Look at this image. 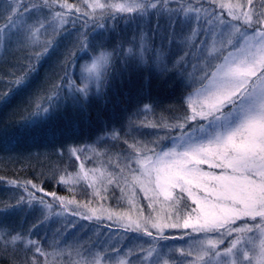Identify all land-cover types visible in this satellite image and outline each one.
<instances>
[{
  "label": "snow or ice",
  "instance_id": "snow-or-ice-1",
  "mask_svg": "<svg viewBox=\"0 0 264 264\" xmlns=\"http://www.w3.org/2000/svg\"><path fill=\"white\" fill-rule=\"evenodd\" d=\"M85 2L89 11L66 0L58 6L68 11H55L56 0H0V20L4 21L0 49L14 47L19 53L0 72V84L5 85L0 90V114L10 115L13 102L25 96L30 99L35 89L47 93L40 97L47 106L37 104L32 116L54 112L59 118L69 109L84 115L93 99L107 103L110 93L128 95L124 87L141 71L148 73L145 83L152 74L175 77L184 89L180 108L169 106L164 110L168 116L145 123L141 117L154 113V104L141 106L137 100L127 118L131 131L151 128L156 133L151 141H136L144 146L127 157L131 183L124 177L129 188L139 185L155 215L136 220L120 217L125 230L137 234L135 239L142 244L135 246L138 254L132 248L111 251L131 257L121 258L119 264L134 260L137 264H264V0L259 5L256 0L220 3L219 11L215 0L211 11L192 0L175 8L169 6L174 0ZM74 8L75 18L70 15ZM154 15L157 19L152 24ZM118 20L135 25L131 38L114 39ZM54 75L58 78L53 82ZM8 123L5 119L2 130L17 143L37 132L26 120L16 121L10 131ZM70 128L71 122L62 130L49 119L39 132L55 139L57 132L63 136ZM104 137L119 139V131L113 128ZM85 150L94 148L67 147L69 156L76 159ZM54 151L64 155V145ZM64 182V176L57 181ZM10 185L22 189V194L15 203L0 208V214L38 208L44 220L49 219L54 204L37 195L44 192L42 186L15 180ZM47 195L57 199L55 193ZM154 205H159L158 213ZM91 211L82 218L98 220L97 210ZM44 220L33 224L27 234L0 226V250H11L14 256L23 252L24 259L15 264H39L35 254L46 253L41 240L30 236ZM68 227L75 225L69 222ZM166 230L182 234L169 235ZM177 240L187 247L169 246ZM50 243L55 251L61 241ZM68 247L80 257L74 264H101V252L92 253L81 245ZM30 251L34 253L31 262ZM170 253L180 255L173 259Z\"/></svg>",
  "mask_w": 264,
  "mask_h": 264
},
{
  "label": "trees",
  "instance_id": "trees-1",
  "mask_svg": "<svg viewBox=\"0 0 264 264\" xmlns=\"http://www.w3.org/2000/svg\"><path fill=\"white\" fill-rule=\"evenodd\" d=\"M75 18L76 14H70ZM145 23V21H144ZM120 24V20L117 22V26ZM71 27V25H69ZM79 27V24L77 25ZM9 56L3 55V59L0 62V72L7 70L11 64H13L14 59ZM47 67V65H45ZM42 71V70H41ZM148 73L141 71L139 75L134 74L131 78V83L127 84L123 92L128 93V95L114 96L109 94L108 102L104 103L102 100L93 99L88 112L84 115L79 113H73L71 109L67 110L59 118L56 117L55 113L51 112L48 117H42L41 120L36 121L32 126V122L35 116L31 114L35 112L33 109H22L26 108L25 104L28 106V102L25 99H18L13 102V105L9 109L10 115L5 117L0 114V208L5 204L15 203V200L19 198L22 194V189H15L10 185V181H32L38 186H42L44 189L43 193H37L38 196H44L45 200L49 203L54 204L53 209H58L59 203L57 200H53L50 193H55V196H64L66 198L75 199H87L89 202L93 201L90 196L94 193L95 187L91 184H87L85 181L74 182L66 181L64 183H57L61 176L64 178L69 174L74 172L82 158L76 159V157H70L67 152V147L69 145L82 146L84 144H89L93 142L96 138L104 137L106 132H110L113 128L119 131V139L110 138L101 139L98 147H107L108 150L115 152L118 155H128L129 153L134 154L135 148L143 147L144 144L131 142L128 137V133L131 130L123 127L121 130L122 121L125 116L132 113L137 107V100H139L140 105L144 103L154 104V113L149 112L146 116L151 117V122H155L156 119L163 116H168L169 113L164 110L169 108V106H174L180 108L182 105L181 94L184 91L180 84L175 83V81L167 84L158 79H152L149 77L147 83H145L144 76ZM58 78V76H57ZM39 84V81H37ZM5 85L0 84V90H3ZM34 91H36L34 89ZM143 99H140V97ZM42 105H47L44 100ZM127 109V111H125ZM9 121L7 125V130H12L15 127V122L20 120H26L30 126L36 127L37 132L34 136H30L27 139L21 140L17 143L16 139H9L5 136L3 129L4 120ZM49 119L52 120V125L58 127L62 130L67 129L69 123L71 122L70 130H66L64 135L61 136L57 132L55 139L51 135H43L39 132V126ZM143 131V141H151L155 139L156 133L151 129H141ZM127 133V134H126ZM159 135H164L160 132ZM41 140L43 142L38 144ZM127 141V143H125ZM134 147H130V145ZM64 145V155H58L54 151L55 148H59ZM149 145V144H148ZM153 145H151L152 147ZM115 193H120V190L114 189L113 195ZM122 193V192H121ZM121 193L119 195H121ZM51 199V200H50ZM22 221L19 223L17 221V215H7L4 218L2 226L5 228L15 229L17 231L23 229L25 234L27 230L31 228L33 224H36L38 220H44L37 213L29 212L27 216H24L23 212H20ZM87 221V222H86ZM85 226L80 230L81 234H87V230L90 226H98L99 228H108L112 230L120 229L125 230L120 224L109 220L108 218L104 220L93 219L91 221L86 220ZM45 225H57L61 228V225L44 220ZM37 227L34 229L33 234L30 236L34 239H40L43 245L44 239L40 236ZM63 230H71L61 228ZM168 230H166L167 232ZM169 232V231H168ZM155 234V232H154ZM95 240L98 239V235H94ZM92 243L95 241L92 239ZM22 254V256H20ZM20 256V257H19ZM25 254L23 252H17L14 256L12 251L9 250L4 252L0 250V264H15L16 260H23ZM36 258V257H35ZM27 259L31 262L33 256L27 253ZM37 260V258H36Z\"/></svg>",
  "mask_w": 264,
  "mask_h": 264
},
{
  "label": "rangeland",
  "instance_id": "rangeland-1",
  "mask_svg": "<svg viewBox=\"0 0 264 264\" xmlns=\"http://www.w3.org/2000/svg\"><path fill=\"white\" fill-rule=\"evenodd\" d=\"M18 2H22V0H18ZM67 4L74 5L75 8H80L81 11H89L88 4L85 2V0H66ZM88 2H91V0H88ZM103 2V0H102ZM114 2H124V0H114ZM181 2H186V0H174L173 3H171L170 7H178ZM194 4L197 6L203 4V7L208 9L209 11L212 10V6L214 4V0H192ZM241 2L246 3V0H241ZM64 3V0H56V7L54 8L55 11H68L67 9H61L58 5ZM220 3H237V0H215V5L217 6V11H219L218 5ZM257 5H259L260 0H256ZM75 8L72 10L70 14H76ZM99 15V12L97 13ZM226 15V11H225ZM156 16L154 15L152 17L151 23H156ZM4 23L3 20H0V24ZM161 24L165 23V20L160 21ZM145 24H147V18L145 19ZM193 26H195V21H193ZM135 28L134 24H126L124 20H120V24L117 26V32L114 33V39H119L121 37L124 38H131L133 35V30ZM177 31H179V26L177 27ZM198 42V41H197ZM195 54V53H194ZM3 55L5 56H11V59L17 58L19 56V53L15 50L14 47L8 49L7 51L0 49V62L1 59H3ZM9 57L7 60H9ZM10 59V60H11ZM9 60V61H10ZM16 59L14 60V62ZM13 62V63H14ZM52 62H49L51 64ZM83 63V61H81ZM46 67V66H45ZM49 67V65H47ZM46 67V68H47ZM53 71H57L53 69ZM76 72H79V67L77 66ZM44 71H41V80L43 79ZM152 79H158L160 81H163L167 84L175 81V77H169L168 79L162 78L158 75L152 74L150 76ZM57 79V76L54 75L52 77V81L54 82ZM79 82V81H78ZM40 83V81H39ZM46 92L41 91H34L29 99L28 96L23 97L22 99H25L28 102V106L25 104L23 111L25 109H33L36 111V105L37 104H43L44 100L40 99V97L45 96ZM45 107L47 105H44ZM54 115V112H52ZM51 114L49 113H42L39 116H35V119L32 122V126L36 123V121L41 120L42 117H48ZM129 115L125 116L122 125L124 128L129 129L127 118ZM141 119L144 120L145 123L151 122V117L147 118L142 116ZM142 133V134H141ZM129 137L128 139L131 142L141 141L145 139L143 137V131L140 133H137L135 131H131L128 133ZM99 138H105V137H99ZM107 139H110L111 137H106ZM43 140H41L38 144H41ZM101 142V139H95L93 142L89 144H84L82 146L92 145L94 150H85L81 151L79 153V156L82 158L80 161L77 169L69 173L65 180L68 181H74V182H80L85 181L88 185L91 184L96 189L94 193H91L90 196L92 197L93 201L89 202L90 200L87 199H69L64 196H56L57 203H59L58 209H52L51 215L48 219L50 222L57 223L61 225V228L70 229L71 230H63L61 228H58L57 225H45L41 224L38 227V233L44 239V243H47L43 245L41 243V246L46 253L45 255H41L39 253L35 254V257L37 258L39 264H74L75 261L79 260L80 257L76 256L74 253L70 252L69 245H81L85 249L90 250L92 253L101 252V264H119V260L121 258L131 259V257H125L124 253H119V255L116 252H112L111 249L115 248L117 250L123 248L124 252H127L129 248L133 249L134 253H137V249L135 248L136 245H141L142 241L139 239H135V236L137 234L126 231V230H112L108 228H102L98 226H90V228L87 230V234H81L80 230L85 226V219H83V215H91V210H97L96 216L99 217L100 220H104L108 218V215L111 214L112 221L115 223L120 224L122 227L125 228V221L121 220L120 217H131L133 220H136L141 217L150 218L153 215H155L148 207L150 201L148 199H145L144 192L140 190L139 185H135L131 188H129L124 183V177L127 176V179L129 183H131L132 177L128 173V170L125 168V165L127 164V157L128 155H118L115 152H112L108 150L107 147H98L99 143ZM143 144V143H141ZM132 145V143H131ZM132 147H134L132 145ZM148 147H151V144L148 145ZM137 148H143V147H137ZM135 148V150L137 149ZM134 150V151H135ZM81 165H83V169H81ZM207 166L205 165V168ZM121 169H125L124 172L121 171ZM87 173V179L84 178V174ZM118 189L120 190V193H115L114 195L113 190ZM123 189V191H122ZM178 195V190L175 193ZM151 195V193L149 194ZM53 199V197L51 196ZM51 200V199H50ZM61 200H63V205L61 204ZM162 200V198H161ZM71 202V203H69ZM188 203H191V201H188ZM156 207L157 213L159 212V205H154ZM33 213H37L41 216L40 210L37 208L32 211ZM57 212L61 213L60 216L55 215ZM73 212H79L81 215H73ZM17 215L18 219L17 221L21 223L22 218L20 212H10L7 214H0V226H2V223L5 221L4 218L7 217V215ZM24 216H27L28 213H24ZM47 215V213H46ZM42 217V216H41ZM44 218V217H43ZM95 219V218H94ZM69 222L74 223L75 227H68ZM87 222V221H86ZM98 222V220H97ZM155 232V230H152ZM169 231V232H168ZM167 234L169 235H181L182 231L179 230H168ZM59 232L60 235H56V233ZM103 233V235H101ZM94 235H98V239L95 240L93 237ZM46 237V238H45ZM31 238V237H30ZM33 240H36L34 238H31ZM53 239L60 240L61 243L56 246V250L53 251V246H51V241ZM92 239L95 241V244L92 243ZM144 240H147L148 237H144ZM94 245V247H93ZM145 248L147 247L146 244L143 245ZM169 246H175L180 247L184 246L187 247L186 242L182 241H173L169 242ZM63 249V251H61ZM166 251V250H165ZM31 256L34 255L32 251L28 252ZM85 258H87L85 253H82ZM179 253H170L169 256L173 259L179 257ZM22 256V254L20 255ZM19 256V257H20ZM191 259V257H189ZM133 264H137V261H133Z\"/></svg>",
  "mask_w": 264,
  "mask_h": 264
}]
</instances>
